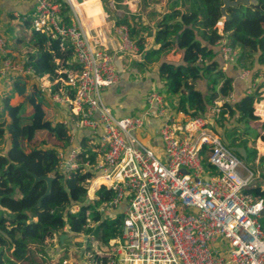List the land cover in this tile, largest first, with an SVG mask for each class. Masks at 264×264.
<instances>
[{
	"label": "built area",
	"instance_id": "built-area-1",
	"mask_svg": "<svg viewBox=\"0 0 264 264\" xmlns=\"http://www.w3.org/2000/svg\"><path fill=\"white\" fill-rule=\"evenodd\" d=\"M16 1L33 3L25 20L48 38L67 40L81 66L79 72H64L66 79L39 78L24 61L13 64L7 42L0 37V77L13 72L31 76L54 104L67 106L71 115L62 121L65 126L88 130L97 140L102 159L94 166L85 163L98 174L87 187L95 188L93 198L103 186L113 192L105 211L121 209L124 216L122 236L99 257H109L108 264H264V200L244 195L260 176L213 130L214 111L183 122L169 113L164 95L152 91L144 114L117 117L105 103L104 92L118 83L119 74L104 35H92L89 21L98 8L89 12L86 4L93 0H63L71 9L70 21L63 16L61 0ZM96 1L100 7L102 0ZM223 26L218 23L220 32ZM116 33L122 52L143 53L126 25L116 27ZM220 53L226 64H237L238 53L227 39L220 43ZM59 83L65 87L54 92ZM254 93L249 90L248 96ZM236 102L232 93L215 106ZM253 109L264 123V94L255 99ZM152 116L161 120V153L139 137ZM74 141L72 134L69 149L60 152L61 171L68 178L80 169V148ZM204 146L209 147L213 169L204 166Z\"/></svg>",
	"mask_w": 264,
	"mask_h": 264
},
{
	"label": "trees",
	"instance_id": "trees-1",
	"mask_svg": "<svg viewBox=\"0 0 264 264\" xmlns=\"http://www.w3.org/2000/svg\"><path fill=\"white\" fill-rule=\"evenodd\" d=\"M223 1L169 0V12L156 24L154 46L145 52L148 28L135 27L128 20H119L117 24L128 27L131 40L144 52L136 72L155 71L160 93L168 103L176 100L173 110L183 115V122L214 111V131L233 150L245 149L247 164L264 177V157H259L257 149L249 145L257 140L264 143V123L258 121L253 109L255 99L264 91V82L257 85L254 95H246L234 104L215 106L216 101L234 92L233 78L223 70L222 40L227 39L228 45L238 53L237 64L233 66L251 71L253 79L264 77V0H255L259 9L245 5L230 7V19L220 32L218 23ZM60 2L65 20L70 21V7L65 1ZM10 17L15 18L13 14ZM19 18L32 28L24 14ZM32 30L38 51L26 54L23 60L26 68L51 82L66 79L64 72L81 71L67 40L51 39ZM6 42L8 46L7 39ZM173 50L181 54L178 63L167 60ZM8 57L12 58L10 53ZM8 77L13 91L4 93L0 112V143L5 146L3 150L0 148V242L3 246L0 264H50L49 249L66 246L60 240L62 235L81 237L89 254L94 244L109 247L112 240L122 236L124 216L123 213L105 215V205L113 196L106 187L96 192V199L89 198L87 182L96 179L98 174L86 168L85 163L89 161L94 166L102 159L98 143L88 136L79 140L80 169L68 178L61 171L60 152L69 149L72 130L61 121L47 118L46 99L31 76H27L33 80L30 91L21 75ZM61 87L65 84L55 85L53 91ZM15 96L23 97L24 101L12 104ZM217 124L222 127L218 128ZM42 131L47 132L48 139L39 146H29ZM236 153L242 159L241 153ZM201 154L204 166L213 169L209 163V147L204 146ZM29 172L54 178L48 196L42 199L47 183L35 184ZM244 195L253 201L264 200V186L251 187ZM66 258L63 255L61 259ZM109 259L96 257L95 263L108 264Z\"/></svg>",
	"mask_w": 264,
	"mask_h": 264
},
{
	"label": "crops",
	"instance_id": "crops-1",
	"mask_svg": "<svg viewBox=\"0 0 264 264\" xmlns=\"http://www.w3.org/2000/svg\"><path fill=\"white\" fill-rule=\"evenodd\" d=\"M10 1L17 6L13 11H19L21 15L30 13L34 8L33 3L28 1ZM104 2L106 3L105 5ZM95 8H98L97 13L92 20L89 21L92 35L95 36V32L97 31L104 35L106 38V46L114 54L119 74L118 83L105 90L104 101L119 118L134 115L140 116L144 114L148 108L146 101L148 94L152 91L160 92L161 85L159 84V78L155 71L138 74L136 70L138 64L143 60L144 52L154 46V37L157 30L156 24L169 12V0H102L100 7H98V3L87 7L89 12ZM15 15L17 16L18 12H15ZM119 20H128L133 26L138 28H148V32L146 33V45L143 53L133 54L121 51L122 39L116 33V27L120 26L117 24ZM167 60L178 63L181 61V54L173 50L167 55ZM222 65L223 70L233 78V93L237 101L248 95L249 90L255 92L257 85L264 82L263 75L261 78L253 79V73L249 70H241L236 66L226 64L224 61ZM256 69H260V67L257 66ZM246 71L249 72V75L243 77ZM261 94H264V91H262ZM171 101L170 105L173 107L176 100L172 99ZM55 106L59 105L55 104ZM59 111L63 117L61 122L68 119L71 115L68 108L66 110L60 109ZM169 113L180 121L184 118L182 114H176L175 111ZM47 118L53 120L54 117L51 115ZM217 127L221 128L222 125L217 124ZM71 129L74 135L75 145H78L79 140L84 136L94 139L91 136V132L88 130H75L72 126ZM160 132L161 120L158 117L152 116L147 119L146 126L139 134V137L146 146L152 147L156 149L158 153H161L163 151V142ZM143 133L146 134L144 138L141 136ZM94 140L97 142L96 139ZM256 143L259 157H264V143L261 140H257ZM249 145L251 146V143ZM256 163H258V161H256ZM256 172L260 176V172L258 170ZM257 185L264 186V184L259 181L258 184L256 182L255 186ZM62 236H64L62 241V243H64L69 236Z\"/></svg>",
	"mask_w": 264,
	"mask_h": 264
},
{
	"label": "rangeland",
	"instance_id": "rangeland-1",
	"mask_svg": "<svg viewBox=\"0 0 264 264\" xmlns=\"http://www.w3.org/2000/svg\"><path fill=\"white\" fill-rule=\"evenodd\" d=\"M255 2V0H254ZM106 3L104 2V5ZM14 8H17L16 4L14 5L12 1L10 0H0V37H3L5 40H8V54L11 55V61L15 66H18L21 64V62L25 59V56L28 52H37L38 49L36 48L32 33L33 30L31 26H27L22 22V20L19 18L21 16V12L19 11H13ZM15 12H18V15H15ZM13 14L15 18H11L10 15ZM17 39H21L22 42L17 43ZM11 76H18V72H13L10 74ZM9 76V75H8ZM0 77V112L2 110V101L4 97V93L6 92H12L13 87L10 85V81L8 80L9 77ZM27 81L28 90L30 91L33 85V80L28 79L27 77H22ZM37 83V82H36ZM40 84H38V87ZM41 96L46 99V110H47V117H50L51 115L54 117V121H61L62 114H60V109H67V106H55L53 103L51 97L48 95V93H42ZM24 101V98L21 96H15V98L12 100V104H18ZM168 110L169 112H173V107L170 105V103L167 102ZM27 109L29 110L30 107L27 106ZM49 114V115H48ZM144 130V129H143ZM142 130V131H143ZM214 130V129H213ZM217 134V133H216ZM141 136L144 138L146 136L145 133L141 134ZM48 139L47 132L42 131L38 132L37 136L29 142V146H39L41 144V141ZM251 147L257 149V143L251 141ZM8 144H6V149L8 148ZM1 150L5 149V146L3 143H0ZM258 151V150H257ZM256 182L258 184V181L262 184H264V177L260 175ZM88 185V182H87ZM92 187V185H90ZM92 191V192H91ZM93 191H96L95 188H90L88 194L90 199H96L93 198L94 193ZM93 193V194H92ZM96 196V195H95ZM117 213H122L121 209H107L105 211L106 216H115ZM79 245H82L79 246ZM2 243L0 242V249L2 248ZM7 252V251H6ZM105 252H108L107 247L100 246L99 244H94L93 246V252L87 253V250L85 248V245H83V241L81 237H70L66 240V246L65 247H51L49 249V256L52 259L50 264H96L95 258L101 256L102 254H105ZM63 255H67V258L62 261Z\"/></svg>",
	"mask_w": 264,
	"mask_h": 264
},
{
	"label": "water",
	"instance_id": "water-1",
	"mask_svg": "<svg viewBox=\"0 0 264 264\" xmlns=\"http://www.w3.org/2000/svg\"><path fill=\"white\" fill-rule=\"evenodd\" d=\"M79 3H83V0H77ZM239 5H245V6H254L255 8L259 9L260 5H255L254 0H235V1H231V0H224L223 1V6L221 7V13H222V18L220 19V23H225L226 21H228L230 19V16L228 14V9L230 7H237ZM176 42H177V38H176ZM235 152L241 153V157L244 160V162L247 163V153L246 150L243 148H236L234 149ZM184 173H186L185 170H183ZM30 175L34 176L35 178V184L38 182H46L47 183V191L45 193V195L42 197V199L46 196H48L51 193L52 190V182H53V177L51 176H43V177H39L33 173H30ZM41 199V200H42ZM41 200L38 203V207L41 205ZM264 214V212H263ZM63 237L62 236L60 238L61 242L63 241Z\"/></svg>",
	"mask_w": 264,
	"mask_h": 264
},
{
	"label": "bare ground",
	"instance_id": "bare-ground-1",
	"mask_svg": "<svg viewBox=\"0 0 264 264\" xmlns=\"http://www.w3.org/2000/svg\"><path fill=\"white\" fill-rule=\"evenodd\" d=\"M96 3H98V2L96 0H93L92 2H88V4H86V7H89V6L96 4ZM93 193H94V191H93Z\"/></svg>",
	"mask_w": 264,
	"mask_h": 264
}]
</instances>
